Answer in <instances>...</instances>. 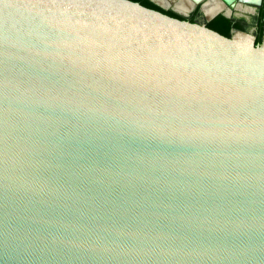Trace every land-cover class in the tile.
I'll list each match as a JSON object with an SVG mask.
<instances>
[{
    "label": "water",
    "instance_id": "water-1",
    "mask_svg": "<svg viewBox=\"0 0 264 264\" xmlns=\"http://www.w3.org/2000/svg\"><path fill=\"white\" fill-rule=\"evenodd\" d=\"M0 264H264V35L0 0Z\"/></svg>",
    "mask_w": 264,
    "mask_h": 264
},
{
    "label": "flooded vegetation",
    "instance_id": "flooded-vegetation-1",
    "mask_svg": "<svg viewBox=\"0 0 264 264\" xmlns=\"http://www.w3.org/2000/svg\"><path fill=\"white\" fill-rule=\"evenodd\" d=\"M190 17L204 23L217 14L248 26L247 32L259 38L264 35V0H174ZM188 2V3H187ZM204 12H211L205 18ZM238 29L231 27L230 31ZM258 38V39H259ZM257 39V40H258Z\"/></svg>",
    "mask_w": 264,
    "mask_h": 264
},
{
    "label": "trees",
    "instance_id": "trees-1",
    "mask_svg": "<svg viewBox=\"0 0 264 264\" xmlns=\"http://www.w3.org/2000/svg\"><path fill=\"white\" fill-rule=\"evenodd\" d=\"M194 21H198L194 17H191ZM205 25L217 30L222 34H228L230 32L231 27L238 28L240 30H248V26L245 25L242 21L239 22L237 20L232 21L230 18L222 16L221 14H217L208 21L205 22ZM259 38L258 35L255 36V41Z\"/></svg>",
    "mask_w": 264,
    "mask_h": 264
},
{
    "label": "crops",
    "instance_id": "crops-1",
    "mask_svg": "<svg viewBox=\"0 0 264 264\" xmlns=\"http://www.w3.org/2000/svg\"><path fill=\"white\" fill-rule=\"evenodd\" d=\"M214 1H218V0H214Z\"/></svg>",
    "mask_w": 264,
    "mask_h": 264
}]
</instances>
